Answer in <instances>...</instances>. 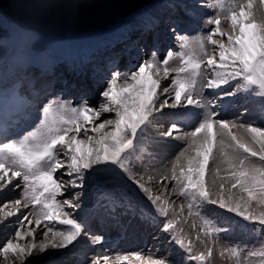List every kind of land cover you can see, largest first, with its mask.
Instances as JSON below:
<instances>
[{"label": "snow or ice", "instance_id": "snow-or-ice-1", "mask_svg": "<svg viewBox=\"0 0 264 264\" xmlns=\"http://www.w3.org/2000/svg\"><path fill=\"white\" fill-rule=\"evenodd\" d=\"M254 2L211 0L207 7L214 14L197 35L177 33L179 51L169 50L162 58L152 51L138 67L113 71L98 108L86 99L76 105L49 100L31 131L0 142V195L19 190L18 199L0 207V226L15 225L14 233L0 240L4 264H25L28 257L75 248L82 240L102 248L104 237L89 233L82 202L89 185L107 206L114 209L122 200L120 206L139 208L142 219L162 222L161 231L186 253L185 264H212L214 252L231 264H264V126L221 118L240 96L264 119V12H254ZM172 24L175 31L178 25ZM6 103L12 116L23 115V100L12 97ZM104 113L114 117L93 123ZM165 115L170 126L155 141L171 138L186 146L159 174L161 181L171 182V190L164 184L163 191H154L134 165L143 154L151 155L149 127ZM14 123L0 125V134ZM191 124V131L182 130ZM65 165L69 179L62 182L57 173ZM75 189L80 191L64 198ZM173 192L183 198L179 206ZM29 216L36 227H29ZM188 218H193L194 240L184 231ZM237 231L259 237L258 246L221 243V234ZM26 238L29 242L21 243ZM197 243L203 251H195ZM158 253L113 254L102 248L90 264H172Z\"/></svg>", "mask_w": 264, "mask_h": 264}, {"label": "bare ground", "instance_id": "bare-ground-1", "mask_svg": "<svg viewBox=\"0 0 264 264\" xmlns=\"http://www.w3.org/2000/svg\"><path fill=\"white\" fill-rule=\"evenodd\" d=\"M156 1L157 0H93V4L90 7H86L85 9H83L82 14L79 18V24L82 27H86V28L90 29L89 32L92 33V36L99 35L100 32H105L109 27L110 28H112V27L122 28V27L134 26L136 24L135 22H141L144 20H148L150 18L148 12H150L152 10V7L149 4H152L154 2L156 3ZM172 8L173 9H179V7H174V6H172ZM168 11H169V9L165 10V12H168ZM254 12H256L257 14L259 13L257 10L256 1L254 2ZM136 19H138L139 21H135ZM205 20H206V18H204L201 14H198L195 17V21L199 22L202 25H203ZM186 21H188V17L185 19L184 22H186ZM195 21L191 22V36H195L200 32L199 27L197 25H195ZM225 24L226 23L223 21L222 22L223 28H224ZM91 28H95V29H91ZM40 36L43 37L42 35H40ZM87 37H90V35L85 34V35L81 36V38H87ZM40 39H42V38H40ZM104 48H107V47H104ZM132 70H135V67L132 68ZM98 85H100V84H98ZM104 85L105 84H101V90L102 91L104 90V88L107 87V86L103 87ZM52 87L53 86L48 81H45L43 83V88H52ZM43 93H45V92L41 89L37 92L38 95H42ZM101 97L102 96L99 95L98 90H96L94 95H93V98H95L97 100ZM101 99L103 100V97ZM98 107H99V105H98ZM235 112H237V111H234L233 114ZM112 117H114V113H104L101 115V117L98 120H96L94 122L100 123L104 119L112 118ZM227 119H229L228 115H227ZM243 119L246 120L245 116ZM256 119H258L257 121L259 122L260 125L264 126V119L261 118L260 113H258V115H256V110H255L253 112V117L251 118V121L256 120ZM246 121H248V120H246ZM90 127L91 126H89V128ZM89 134H92L91 131L89 132ZM185 146L186 145H185L184 141H178L177 145H175V146H169L167 144L154 143L151 146V149H152L151 155H149L148 153H145L139 159H137L135 161L134 171L138 174V176L142 175L144 177V182L146 183V186L152 188L154 191H157V190L163 191L162 185H164V184H167L169 186V191H170L171 190V182L170 181H161L159 174L164 172L166 170V168L170 166L172 161L179 154V152L183 150V148ZM164 150L167 151V153L169 154V157L166 160L161 159L159 161H156V159H155L156 156L161 151H164ZM144 163H147L145 165H154V164H157V165L154 166L153 168L146 169L145 166L144 167L142 166V164H144ZM210 164H211V162H210ZM57 174H58V176L60 175L59 170H58ZM148 175L153 176V180L151 182H148V179H147ZM75 190H80V189H75ZM85 191L89 192V186L85 189ZM8 194L15 195L14 191L6 192L3 195H0V205L7 203L9 201V199H11V198L5 199L8 196ZM68 196H69V194H67V197ZM176 196H178V194H176L174 192L171 193V199L172 200L175 199V201H176V198H175ZM64 197H66V196H64ZM99 197H97L96 199H99V201H101V198H99ZM82 201H84V203H90L92 201V199L88 194L85 193L84 196L82 197ZM23 210L27 211L28 209H23ZM135 210H137V212H138V209H135ZM118 215H119V213L116 214V216H118ZM103 219L108 223L113 222L112 218H103ZM113 219L117 220V217H114ZM121 223L123 225H126L127 223H129L126 230H118L117 228H114V229H111V231L108 232L107 235L109 236V234H112L114 236L117 232L123 231L124 233H126L127 231L129 232L131 230L143 229V225L140 224V221L135 219L134 215H130L129 213H126L124 215ZM29 227H36L34 221H33L32 225H29ZM150 228H151V225H150ZM0 229H2V235H3L4 239L6 237H10L14 233V229L13 230L5 229L3 226H0ZM152 229L153 230L151 232H155V230H156L157 234H158V238H159V240H161L159 242L160 245H158V243L155 241L153 242L154 247L156 249H161L160 251L163 253V255H160V253H158L159 255L158 254L157 255L158 256H169V255L171 256L172 255L173 259L175 261H178L179 254L174 253L169 249V245L167 244L168 239L166 238V235L165 234L160 235L157 225H154L152 227ZM37 232H40V228H37ZM113 236H111V237H113ZM126 236L127 237L130 236V234H126ZM40 238H42V237H40ZM139 238H140V244L138 245L137 249H135L136 247L133 246V242H131L130 249H133V252L134 251H143L144 255H148L147 252L149 250L150 244L148 245V243H146V240L144 238H142V237H139ZM29 239L30 238H26L25 240H22L21 243H24V242L27 243V242H29ZM154 239H157V238H154ZM85 246L87 248H90V250L93 252V254L91 256H86V255L82 254L79 257H77L78 258L77 260L80 261L81 264H90L91 257L96 252H99V251L94 250V247L91 244H87V245L85 244ZM143 247H145V250H143ZM75 250H76V248H73L72 246H69L67 249H63V250L49 249L43 254H36L32 257H28L25 261V264H46V262L51 263L53 258L58 257V256L63 255V254L75 253ZM152 252H154V251H152ZM110 253L114 254L117 252L116 251H110ZM76 254L77 253H75V256H76ZM170 260H171V258H170ZM213 261H214V263H216V261L214 259H213ZM68 262H67V264H71ZM0 264H4V260L2 257H0ZM17 264H18V262H17ZM110 264H111V260H110Z\"/></svg>", "mask_w": 264, "mask_h": 264}, {"label": "clouds", "instance_id": "clouds-1", "mask_svg": "<svg viewBox=\"0 0 264 264\" xmlns=\"http://www.w3.org/2000/svg\"><path fill=\"white\" fill-rule=\"evenodd\" d=\"M5 3L9 29L7 37L0 34V86L6 78L9 97L23 100L39 91L45 70H53L49 53L38 48L41 32L75 29L93 0H0V15Z\"/></svg>", "mask_w": 264, "mask_h": 264}, {"label": "rangeland", "instance_id": "rangeland-1", "mask_svg": "<svg viewBox=\"0 0 264 264\" xmlns=\"http://www.w3.org/2000/svg\"><path fill=\"white\" fill-rule=\"evenodd\" d=\"M3 7L7 10L8 9V5L5 3V4H3ZM8 11V10H7ZM80 25V24H79ZM244 117V116H243ZM260 126H263V125H260ZM214 167V166H213ZM208 179H210V177H207L206 176V180H208ZM97 194H99V193H97ZM176 198V201H175V199H173L174 201H175V204L177 205V206H179V204L182 202V197H180V196H176L175 197ZM105 200L103 199V200H101V202H104ZM120 202H124V201H120ZM85 205L87 204V203H84ZM124 204V203H123ZM122 205V204H121ZM187 205L185 204V207H186ZM117 208H122V206H118ZM123 208H124V206H123ZM135 209H138L139 210V208H135ZM134 209V210H135ZM135 212H137V211H133V213H131V215H134V218L135 219H137V220H139V219H141L142 217H140L141 216V214H139L140 213V210H139V213H135ZM208 213H211V214H209L210 215V217L211 218H213V219H216L218 222H221L222 221V218L221 217H219V216H217V215H215V216H213V214H215V213H212L211 211H209ZM137 216H136V215ZM184 216L185 217H187L188 216V211L187 210H185V208H184ZM193 218H188V223L187 224H183V227H184V231H185V233L190 237V238H192L193 239V237H194V239H195V236H196V231L195 230H193L191 227H190V224H191V220H192ZM159 224H162V222H159ZM158 224V225H159ZM148 226L150 227V225L148 224ZM14 227H15V225H13V227H12V229H10L9 228V230H13L14 229ZM197 227H199V222H198V224H197ZM152 228V227H151ZM161 230V229H160ZM167 236H168V234H166ZM155 236H157L158 237V234H156ZM169 240H170V237L168 238ZM221 243H223V244H228V243H236V242H240V243H246V244H249L250 246L251 245H257L258 246V243H259V237H256V236H254L253 234H251V233H247V234H245V233H241V232H239V231H237V232H234V233H229V234H221ZM168 240V241H169ZM171 241V240H170ZM25 243V242H24ZM152 244V243H151ZM169 245V248H170V244H168ZM102 250V249H101ZM171 251H174V250H172V249H170ZM204 249H203V247L201 246V245H199V243H197V245H196V249H195V251H203ZM174 253H177V254H179V252H174ZM159 255V254H158ZM179 257H180V259L183 261V258H182V256L179 254ZM171 258V256L169 255V259ZM213 259L216 261V263H214V261H213ZM171 261H172V264L174 263V264H176L175 263V261L171 258ZM174 261V262H173ZM225 262V263H224ZM178 264H182L181 262H179ZM212 264H231V262L229 261V260H227L226 258H224V257H221L219 254H218V252H214V254H213V256H212Z\"/></svg>", "mask_w": 264, "mask_h": 264}]
</instances>
